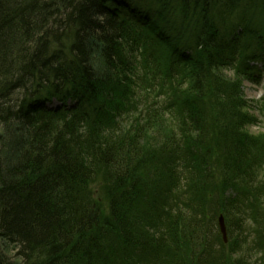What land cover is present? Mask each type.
Listing matches in <instances>:
<instances>
[{"label":"trees","instance_id":"obj_1","mask_svg":"<svg viewBox=\"0 0 264 264\" xmlns=\"http://www.w3.org/2000/svg\"><path fill=\"white\" fill-rule=\"evenodd\" d=\"M261 72L264 0H0V264H264Z\"/></svg>","mask_w":264,"mask_h":264},{"label":"rangeland","instance_id":"obj_2","mask_svg":"<svg viewBox=\"0 0 264 264\" xmlns=\"http://www.w3.org/2000/svg\"><path fill=\"white\" fill-rule=\"evenodd\" d=\"M258 68H261V65L258 63H254ZM226 73H231L225 71ZM261 79L259 83H251L249 81H245L243 83V91L246 97V100L252 106L251 112L256 116V121L254 124L246 125L248 131L252 134H259V132H264V115L263 112L258 110L259 102L264 100V73L261 72ZM227 242V241H226ZM254 257V256H253Z\"/></svg>","mask_w":264,"mask_h":264},{"label":"water","instance_id":"obj_3","mask_svg":"<svg viewBox=\"0 0 264 264\" xmlns=\"http://www.w3.org/2000/svg\"><path fill=\"white\" fill-rule=\"evenodd\" d=\"M218 228L221 233L223 241L226 242L227 241L226 226L222 215H220L218 218Z\"/></svg>","mask_w":264,"mask_h":264}]
</instances>
